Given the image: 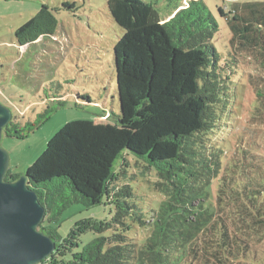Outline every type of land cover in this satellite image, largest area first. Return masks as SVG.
I'll return each instance as SVG.
<instances>
[{
    "label": "trees",
    "instance_id": "1",
    "mask_svg": "<svg viewBox=\"0 0 264 264\" xmlns=\"http://www.w3.org/2000/svg\"><path fill=\"white\" fill-rule=\"evenodd\" d=\"M61 8L71 11L75 3ZM108 9L126 32L154 29L137 52H114L120 113L104 108L103 115L116 116L113 123L130 131L101 142L94 120L68 122L28 168L29 185L46 210L40 229L57 242L56 251L42 262L261 263L257 245L250 234L237 231L230 211L237 207L239 214L247 212L264 230V0H232L228 11L219 8L232 33L231 61L241 56L263 68L262 74L246 77L255 95L258 127L244 130L237 145L213 138L229 117L236 72L227 73L228 65L212 43L220 25L202 0L188 1L165 21L157 6L146 0H108ZM54 10L42 5L19 27L18 45L54 36L59 26ZM82 98L91 102L89 95ZM47 112L41 117L48 119ZM39 125L12 120L4 133L23 138ZM125 154L134 155L137 165L144 162L143 170L160 178L154 188L164 198L147 211L136 208L132 184H113L115 175H131ZM120 157L123 164L115 171ZM19 177L9 169L5 178ZM104 199L115 207L111 223L132 217L148 235L134 243L112 232L93 238L82 249L76 250L80 241L67 247L74 233L64 239L53 224L73 205L91 208ZM107 227L101 223L97 230Z\"/></svg>",
    "mask_w": 264,
    "mask_h": 264
},
{
    "label": "rangeland",
    "instance_id": "2",
    "mask_svg": "<svg viewBox=\"0 0 264 264\" xmlns=\"http://www.w3.org/2000/svg\"><path fill=\"white\" fill-rule=\"evenodd\" d=\"M146 1L157 6L165 21L192 0ZM66 2L75 3V8L71 11L61 8ZM202 2L212 11L220 25L212 43L223 55V64L228 65L227 73L231 75V70L236 72L235 94L229 117L215 130L213 138L217 142L226 140L237 145L244 130L258 127L255 95L247 85L246 77L249 73L262 74L263 68L241 56L235 58L236 62L231 61L232 33L219 8L228 11L232 0ZM42 5L55 9L59 20L57 33L34 44L19 46L16 30L35 15ZM153 30L138 33L124 31L111 17L108 0H0V102L12 110L13 120L22 126L40 123L23 138L11 137L6 133L3 135L1 144L10 153V170L14 175H26L49 141L68 122L86 119L98 121V115L103 114L104 108L114 115L120 113L114 52L116 49L137 52L141 40ZM83 95H89L91 102L84 100ZM47 109L50 111L47 112ZM46 112L48 119L41 117ZM108 119L115 122L116 116ZM97 127L101 142L130 131L116 125L105 127L100 122ZM246 142L244 140L243 143ZM124 156L128 159L125 163L130 164L127 169L131 175H115L113 184H132L136 208H145L147 211L148 207L164 198L154 188L160 178L152 171L143 170L144 162L137 165L138 160L134 155ZM123 157L116 161L115 171L122 166ZM114 212V205L107 204L106 199L91 208L73 205L63 212L60 222L54 223L53 227H58L64 239L74 233L66 246L75 247L80 241V247L76 250L82 249L93 238L110 236L112 232L125 234L129 238L127 240L134 243L148 235L147 229L140 226L138 221L134 222L132 217L111 223ZM230 212L232 222L239 227L237 231L250 234L257 245L263 260L256 264H264V230L246 215L247 212L239 214L237 207ZM101 223L109 224V227L98 231L97 227Z\"/></svg>",
    "mask_w": 264,
    "mask_h": 264
},
{
    "label": "water",
    "instance_id": "3",
    "mask_svg": "<svg viewBox=\"0 0 264 264\" xmlns=\"http://www.w3.org/2000/svg\"><path fill=\"white\" fill-rule=\"evenodd\" d=\"M12 120V110L0 102V264H39L56 251L57 242L40 229L46 210L27 175L5 178L10 153L1 142Z\"/></svg>",
    "mask_w": 264,
    "mask_h": 264
},
{
    "label": "crops",
    "instance_id": "4",
    "mask_svg": "<svg viewBox=\"0 0 264 264\" xmlns=\"http://www.w3.org/2000/svg\"><path fill=\"white\" fill-rule=\"evenodd\" d=\"M56 33H57V31H56ZM55 33V34H56ZM50 37H53V36H50ZM46 38V37H45ZM41 40V39H40ZM27 46V45H26ZM23 47V46H22ZM103 114H104V112H103ZM103 114H99L98 115V121H95V124H96V127H97V124H98V122H100V123H104L105 124V127H108V125H116L115 123H113L112 121H110L105 115H103ZM97 129H98V127H97ZM99 133V132H98Z\"/></svg>",
    "mask_w": 264,
    "mask_h": 264
},
{
    "label": "built area",
    "instance_id": "5",
    "mask_svg": "<svg viewBox=\"0 0 264 264\" xmlns=\"http://www.w3.org/2000/svg\"><path fill=\"white\" fill-rule=\"evenodd\" d=\"M107 117V116H106ZM108 118V117H107Z\"/></svg>",
    "mask_w": 264,
    "mask_h": 264
}]
</instances>
